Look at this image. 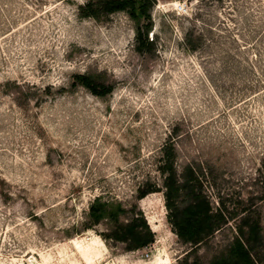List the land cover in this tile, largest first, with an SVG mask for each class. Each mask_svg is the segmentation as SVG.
Here are the masks:
<instances>
[{
  "label": "rangeland",
  "instance_id": "rangeland-1",
  "mask_svg": "<svg viewBox=\"0 0 264 264\" xmlns=\"http://www.w3.org/2000/svg\"><path fill=\"white\" fill-rule=\"evenodd\" d=\"M88 1L0 0V264H209L245 214L264 237V0H155L148 20L86 15ZM167 145L178 177L192 165L232 214L187 259L163 195ZM95 198L126 208L121 220L136 205L154 241L104 240Z\"/></svg>",
  "mask_w": 264,
  "mask_h": 264
},
{
  "label": "trees",
  "instance_id": "trees-1",
  "mask_svg": "<svg viewBox=\"0 0 264 264\" xmlns=\"http://www.w3.org/2000/svg\"><path fill=\"white\" fill-rule=\"evenodd\" d=\"M154 2L155 0H98L95 3L88 1L83 13L96 15L97 10L103 13L125 10L135 19L143 17L148 20L150 19L149 9ZM149 28L148 23L144 28L142 26L136 28L137 50L141 51L151 43L147 36ZM73 77L75 83L83 85L92 94L103 96L112 91L111 85L98 83L87 74H74ZM164 149L160 170L164 175L163 195L168 209L167 215L177 236L183 243L191 246V249L185 253V259H187L190 251L219 230L227 222L228 217H232V214L227 216L222 202L213 209L202 189L199 174L192 165H186L179 178L174 167L173 148L167 145ZM158 190L155 184H150L145 188H138L137 197L142 198L147 193ZM179 199H183L184 203L179 205ZM107 206V202L95 198L89 207L92 224H97L104 218H109L113 223L108 233H99L104 240L111 238L124 242L128 250L148 246L154 241V232L143 211L137 210L136 205L131 206L130 216L125 220H121L119 216L128 211L126 208L117 204L114 209L107 211ZM262 244H264V237L261 235L258 219L245 214L236 225V234L229 246L223 253L212 258L209 264H256ZM184 264L196 263L184 262Z\"/></svg>",
  "mask_w": 264,
  "mask_h": 264
},
{
  "label": "built area",
  "instance_id": "built-area-1",
  "mask_svg": "<svg viewBox=\"0 0 264 264\" xmlns=\"http://www.w3.org/2000/svg\"><path fill=\"white\" fill-rule=\"evenodd\" d=\"M184 6H185L184 3L177 2L176 9H177V10H182V9H184Z\"/></svg>",
  "mask_w": 264,
  "mask_h": 264
}]
</instances>
